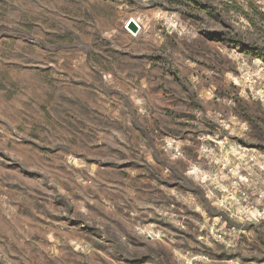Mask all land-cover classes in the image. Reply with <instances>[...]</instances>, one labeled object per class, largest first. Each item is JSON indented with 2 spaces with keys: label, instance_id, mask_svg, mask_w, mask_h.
<instances>
[{
  "label": "rangeland",
  "instance_id": "374dc122",
  "mask_svg": "<svg viewBox=\"0 0 264 264\" xmlns=\"http://www.w3.org/2000/svg\"><path fill=\"white\" fill-rule=\"evenodd\" d=\"M263 18L0 0V264H264Z\"/></svg>",
  "mask_w": 264,
  "mask_h": 264
},
{
  "label": "water",
  "instance_id": "95a60500",
  "mask_svg": "<svg viewBox=\"0 0 264 264\" xmlns=\"http://www.w3.org/2000/svg\"><path fill=\"white\" fill-rule=\"evenodd\" d=\"M128 28H131L134 32H137L139 30V26L137 25V23L133 20H130L127 24Z\"/></svg>",
  "mask_w": 264,
  "mask_h": 264
},
{
  "label": "trees",
  "instance_id": "16d2710c",
  "mask_svg": "<svg viewBox=\"0 0 264 264\" xmlns=\"http://www.w3.org/2000/svg\"><path fill=\"white\" fill-rule=\"evenodd\" d=\"M263 20H264V18H263Z\"/></svg>",
  "mask_w": 264,
  "mask_h": 264
}]
</instances>
